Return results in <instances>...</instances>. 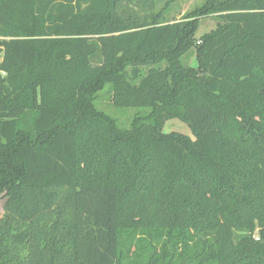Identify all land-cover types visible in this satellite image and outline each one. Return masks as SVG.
<instances>
[{
    "label": "trees",
    "instance_id": "1",
    "mask_svg": "<svg viewBox=\"0 0 264 264\" xmlns=\"http://www.w3.org/2000/svg\"><path fill=\"white\" fill-rule=\"evenodd\" d=\"M0 51V264H264V0H0Z\"/></svg>",
    "mask_w": 264,
    "mask_h": 264
},
{
    "label": "rangeland",
    "instance_id": "2",
    "mask_svg": "<svg viewBox=\"0 0 264 264\" xmlns=\"http://www.w3.org/2000/svg\"><path fill=\"white\" fill-rule=\"evenodd\" d=\"M209 0H157V10L166 8V19L167 21H179L184 16L194 13V11L203 8ZM224 1V0H217ZM218 19L214 15H205L199 19V26L196 33L197 39L204 34L209 33L217 27ZM3 54L0 51V63L2 61ZM185 64L189 66H197L196 55L194 50L184 58ZM108 86L103 90L98 97L96 102L97 107L112 116L118 121V124L123 128H129L132 124L134 117L137 114L145 113L147 110L139 108H119L112 104L110 95L107 93ZM163 131L165 133H180L190 136L195 139L192 127L189 123L184 122L180 119L167 120L163 125ZM6 198L4 195H0V220L4 215V206Z\"/></svg>",
    "mask_w": 264,
    "mask_h": 264
}]
</instances>
